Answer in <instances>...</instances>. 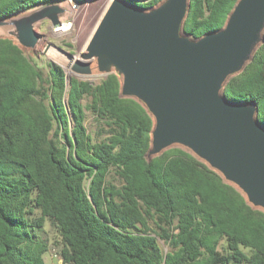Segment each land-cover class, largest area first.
Segmentation results:
<instances>
[{"label":"trees","instance_id":"16d2710c","mask_svg":"<svg viewBox=\"0 0 264 264\" xmlns=\"http://www.w3.org/2000/svg\"><path fill=\"white\" fill-rule=\"evenodd\" d=\"M61 1L0 0V18ZM236 1L189 0L183 33L219 30ZM222 94L256 103L264 126V32ZM85 109L108 126L103 140L92 142ZM152 127L114 73L94 85L53 62L44 71L0 37V264H42L46 222L63 264H264V211L179 146L146 158Z\"/></svg>","mask_w":264,"mask_h":264},{"label":"water","instance_id":"95a60500","mask_svg":"<svg viewBox=\"0 0 264 264\" xmlns=\"http://www.w3.org/2000/svg\"><path fill=\"white\" fill-rule=\"evenodd\" d=\"M188 7L189 0H161L148 9L112 0L85 51L66 52V68L83 76L114 73L120 95L146 108L153 120L146 158L179 146L264 211V126L257 105L222 94L262 41L264 0H237L222 28L198 38L182 31ZM27 10L0 18V31L28 48L42 38L38 24L60 26L66 11L59 2Z\"/></svg>","mask_w":264,"mask_h":264},{"label":"rangeland","instance_id":"374dc122","mask_svg":"<svg viewBox=\"0 0 264 264\" xmlns=\"http://www.w3.org/2000/svg\"><path fill=\"white\" fill-rule=\"evenodd\" d=\"M107 1L108 0H85L82 3H77L74 0H62L59 4L64 7L66 11L61 21L65 22L66 29L54 31L49 22L42 21L36 27V30L42 33V38L33 48L21 46L23 52L44 71L47 69V64L53 62L54 64H61V66L64 67L67 72V77L74 76L79 80H87L94 85L100 83L105 78V74L83 76L75 75L69 71L68 68H66V64L69 60L66 52L78 55L80 52L85 51L87 41L99 24ZM28 12L29 10L20 11L10 15V17L19 16ZM2 36H6L5 31H0V37ZM89 101V97L80 100L84 106ZM84 112V123L92 142H99L106 138L109 135L108 126L97 118L91 110L85 109ZM71 125L70 123V126ZM109 178L118 185L121 183V179L114 174H110ZM84 186L87 189L88 180L85 181ZM37 235L38 238L44 240L47 244V251L43 254L42 264H63L58 254V237L53 227L46 222L43 227L37 228ZM158 243L164 252L169 250V246L159 238Z\"/></svg>","mask_w":264,"mask_h":264},{"label":"built area","instance_id":"2783aa9c","mask_svg":"<svg viewBox=\"0 0 264 264\" xmlns=\"http://www.w3.org/2000/svg\"><path fill=\"white\" fill-rule=\"evenodd\" d=\"M52 28H53L54 31H57V30H60V29L64 30V29H66V24H65V22L62 21L60 26H56V27H52Z\"/></svg>","mask_w":264,"mask_h":264},{"label":"bare ground","instance_id":"6f19581e","mask_svg":"<svg viewBox=\"0 0 264 264\" xmlns=\"http://www.w3.org/2000/svg\"><path fill=\"white\" fill-rule=\"evenodd\" d=\"M111 2H112V0H108V1H107V4H106L105 10H104V13H105V11L107 10V8L109 7V5L111 4ZM104 13H103V14H104Z\"/></svg>","mask_w":264,"mask_h":264}]
</instances>
